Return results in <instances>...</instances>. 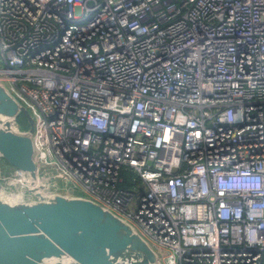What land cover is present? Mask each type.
<instances>
[{"label":"built area","instance_id":"2783aa9c","mask_svg":"<svg viewBox=\"0 0 264 264\" xmlns=\"http://www.w3.org/2000/svg\"><path fill=\"white\" fill-rule=\"evenodd\" d=\"M0 84L34 122L9 196L91 199L162 264H264V0H0Z\"/></svg>","mask_w":264,"mask_h":264},{"label":"water","instance_id":"95a60500","mask_svg":"<svg viewBox=\"0 0 264 264\" xmlns=\"http://www.w3.org/2000/svg\"><path fill=\"white\" fill-rule=\"evenodd\" d=\"M33 130L27 109L0 84V158L35 182ZM35 196L20 200L0 185V264H162L130 223L99 203L62 194Z\"/></svg>","mask_w":264,"mask_h":264},{"label":"rangeland","instance_id":"374dc122","mask_svg":"<svg viewBox=\"0 0 264 264\" xmlns=\"http://www.w3.org/2000/svg\"><path fill=\"white\" fill-rule=\"evenodd\" d=\"M18 121H20L22 127H24V128H27V127H28V125H27V121H26V119H25V117H24L23 115H20V116L18 117ZM2 163H3L4 166H5V164H6L8 169H11V168H12V166H10L9 164H7L5 161H2ZM122 176H123L127 181H131L136 175H135V173H134L133 171H131V170H126V171L123 170V172H122ZM122 186H124V185H122ZM76 191L79 192L80 194H83V193H84V191H83V189H82V187H81L80 185H77V187H76Z\"/></svg>","mask_w":264,"mask_h":264},{"label":"trees","instance_id":"16d2710c","mask_svg":"<svg viewBox=\"0 0 264 264\" xmlns=\"http://www.w3.org/2000/svg\"><path fill=\"white\" fill-rule=\"evenodd\" d=\"M22 127V126H21ZM24 128V127H23Z\"/></svg>","mask_w":264,"mask_h":264}]
</instances>
